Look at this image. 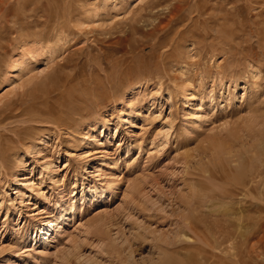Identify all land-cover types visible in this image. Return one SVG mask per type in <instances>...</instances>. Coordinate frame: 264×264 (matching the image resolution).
Masks as SVG:
<instances>
[{"label":"rangeland","instance_id":"1","mask_svg":"<svg viewBox=\"0 0 264 264\" xmlns=\"http://www.w3.org/2000/svg\"><path fill=\"white\" fill-rule=\"evenodd\" d=\"M0 264H264V0H0Z\"/></svg>","mask_w":264,"mask_h":264},{"label":"bare ground","instance_id":"2","mask_svg":"<svg viewBox=\"0 0 264 264\" xmlns=\"http://www.w3.org/2000/svg\"><path fill=\"white\" fill-rule=\"evenodd\" d=\"M24 64H26V61L24 62ZM196 117L200 118L199 116H196ZM46 169H47V168H46ZM48 174H49V173H48ZM51 175H52V173H51ZM105 189H107V188H105ZM107 190H108V189H107ZM107 190H106V191H107ZM103 191H104V190H103ZM106 191H105L104 193H106ZM100 192H101V191H100ZM101 194H102V193H101ZM101 194H100V195H101ZM59 218H60V217H59ZM59 218H56L57 221L59 220Z\"/></svg>","mask_w":264,"mask_h":264}]
</instances>
